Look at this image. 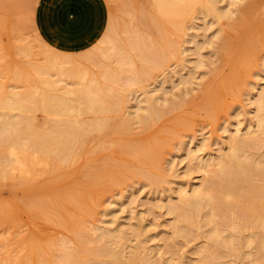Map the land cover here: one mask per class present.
<instances>
[{"label":"rangeland","instance_id":"obj_1","mask_svg":"<svg viewBox=\"0 0 264 264\" xmlns=\"http://www.w3.org/2000/svg\"><path fill=\"white\" fill-rule=\"evenodd\" d=\"M239 1L240 7L246 10L247 1ZM150 2L158 11L153 0ZM127 3L129 11L124 8ZM196 3L197 0H159L158 13L168 17V20H164L169 21L170 18V23L171 20L174 22V18L176 22L181 20L178 24L175 22L174 27L170 23L167 25L166 21L165 24L158 20V23H153L145 0H0V28H7L4 31L0 29V60L3 67L10 68L4 72H1L3 67L0 70V83L4 84V90L23 91L29 87L28 79L31 76L34 75L35 80L34 77L31 79L35 82L36 78H39V71V74H36L33 70L39 66L43 68L48 64L47 59H52L51 64H56L57 69L60 64L59 67L63 70L60 68L56 71L51 68L52 70L45 71L48 64L45 70L40 69L41 72L45 71L41 76L50 77L57 81L58 85H66L68 88L93 83L98 88L115 92L123 99V115L133 110L131 105L142 98L146 90L153 89L151 92L154 91L166 99L167 105L169 102H173V105L176 103L175 106L172 105L173 108L168 105L169 108L159 119L147 128L137 125L123 136L111 131L108 135L101 136L93 132L83 145L80 156L72 162L69 161V166L66 163L64 166L67 168H61L64 172H71L63 179L66 185L74 190L76 186L85 183V172L88 169L97 170L108 162L113 167L118 164L123 166V170L116 174L117 180H106L105 189L98 194L96 200L74 216L76 223L73 225H68L69 223L62 220L59 222L60 214L71 215L72 204L61 202L58 206L53 203V194L50 191H42L46 190V185H50L51 179L57 178L59 172L44 171L34 177L33 186L40 188L38 190L42 192L39 198L48 201L49 207L39 216H35V219L32 218V211L30 214V210L23 211L28 212L26 214L19 210L18 214L21 215L17 214L19 218L16 216V225L0 222V264H62L59 258L64 247L72 249L79 246L76 239L77 229L83 233L80 238L85 241V245L92 247L99 232L106 228L115 229L118 234L125 232L126 239L111 243L114 249L122 247L121 243L125 247L122 259L117 264H123L121 261L129 258L136 249L140 254H148L149 263L163 264L161 257H176L183 252L188 256L187 264L198 260L199 255L195 250L203 241L201 233L195 238L176 237L170 227L174 215L168 213L165 204L169 196L176 197L180 182L193 184L203 178L195 164H189L188 158H184L187 147L195 149L203 138L205 146L200 153L217 154L225 150L228 135L238 122L244 132L252 120L254 113L250 100L264 83V13L257 17L250 13H237L231 25L230 21L208 24L202 18L199 7L193 10L194 13L184 16L187 14L185 11ZM236 15L243 17L245 23L249 21L248 24H253L256 21L259 24H256L251 33L241 34ZM16 24L24 26L15 29ZM136 24L139 26L136 28L137 32L145 38L147 48L155 49L159 54V67L148 75L145 74L143 80L137 83L132 81L135 76L131 69L151 66L152 62L145 63L136 55L128 53L127 39L133 32L130 28ZM154 24L162 27V31L158 29L152 33L148 27ZM11 25L14 29L10 28ZM222 28L226 35L223 33L221 37H216L217 30ZM242 39H247L253 47L247 56L244 52L239 53ZM112 42L116 43L122 52L126 51L127 62H117L114 56L108 55L112 51ZM185 48L186 50L182 51ZM197 50L203 60L200 66L196 65ZM242 55L244 57H241ZM21 68L26 71L25 68H31L28 71L33 72L29 73L30 78L16 77L14 71L18 73ZM12 70L14 77L11 75ZM111 72L114 73L113 77L108 75ZM179 73L187 76L189 80L182 81ZM179 96H183L182 103L179 102ZM210 99H213V102H210ZM205 105L210 108L207 110ZM35 115L39 120L45 117L42 113ZM124 138V142L135 145L154 144V156L157 159L155 164L148 165L142 162L141 158L122 151L121 142ZM101 143L106 145L99 147ZM253 151L264 153V140L261 142L259 139L258 147ZM63 170H60L61 174L64 173ZM133 171L149 174L156 182L151 183L146 178L132 175ZM2 181L0 203L6 204L11 201L8 199L11 195L7 194L15 190L8 189L11 187L9 180ZM10 191L11 193H7ZM25 193L16 190V196L12 195L15 199L11 198L12 201L16 200L20 204L21 201L29 200L31 194ZM3 200L8 202L3 203ZM109 210L112 213H109ZM113 216L117 219L113 220ZM138 224L144 225L141 234L136 233ZM37 230L40 231L39 235ZM30 232L32 235L37 233L41 242L37 240L36 235L33 236L37 238L35 242L37 240L40 245L46 246L44 248L47 252L49 250V254L40 255L41 257L38 256L34 260L27 256L22 241L30 237ZM18 241L21 243H17ZM38 243L36 246H39ZM252 254V264H261L255 253ZM231 259L226 258V264H231ZM242 263L248 264V258L243 262L236 260L234 264ZM90 264L101 262L99 258H93ZM105 264L116 263L110 256H106Z\"/></svg>","mask_w":264,"mask_h":264},{"label":"bare ground","instance_id":"obj_2","mask_svg":"<svg viewBox=\"0 0 264 264\" xmlns=\"http://www.w3.org/2000/svg\"><path fill=\"white\" fill-rule=\"evenodd\" d=\"M242 1L244 2V0ZM246 1L245 10L240 7L239 0H197L196 5L185 11L187 14L184 16H188L196 7H199V12L203 16L202 18L206 20V23L221 22L223 24L230 21L229 24L231 25V21L234 20V15L237 13H250L256 15V17L264 13V0ZM145 4L153 17V23H158L157 20L163 23L166 21L164 19L168 17L158 13L152 7L150 0H145ZM127 5L128 3L124 5V8L129 11V5ZM242 15L240 14V16ZM240 16L236 15L239 21L238 26L242 30L241 34L251 33L255 29L256 24H259L256 21L253 24H248L249 21H246V19L247 23H245L244 19H242L243 17ZM180 21L178 19L179 23ZM172 22L171 20L170 23L169 18V21L165 23L167 25L170 23L175 27V18L174 22ZM178 22L176 23L178 24ZM6 25H9V23ZM17 25H14L15 29L19 26L22 27V25ZM136 25L130 28L133 32L127 39L128 53L136 55L145 63L152 62V65L131 69L135 76V78L131 79L135 83L140 82L143 80L142 77H145V74L148 75L153 69L159 67V54L155 49L149 50L147 48L145 38L137 32L136 28L139 26L138 24ZM155 25L158 24L148 27L152 33L158 29L162 31V27ZM1 26L2 24H0ZM14 27L11 29H14ZM3 28L5 30L6 27ZM249 28L252 29L249 30ZM222 30L223 28L218 29L215 36L221 37L220 35L224 33ZM242 40L243 43L239 45V53L244 52L245 56H247L246 54L252 52L253 47H251L252 45L248 43L247 39ZM110 48L112 51L108 55L114 56L117 62L128 61L126 51L122 52V49L116 43L112 42ZM184 50L186 48L182 51ZM196 53L198 54L196 65L200 66L203 62L201 53L198 50ZM241 57H244V55ZM244 59L247 60V57ZM47 60L49 65L46 64L43 68L38 65L40 68L38 67V70L35 69L36 71H33L37 72L36 74H42L48 69H56V71L60 68L62 69V67H59L61 66L60 64H58V69L56 64H51L52 59ZM0 66L1 70L3 67L1 60ZM5 68L4 66V70H1V72L10 70V68ZM25 69L27 71L23 70V68L18 69V73H16V70H12L11 75L15 72L14 74H17L16 77L28 79L30 78V72L28 71L31 68ZM40 69L46 70L41 72ZM58 72L62 73V71ZM113 72L108 75L113 77ZM39 75L40 79L36 78V82L33 81V79L35 80L34 75V78L31 76L33 79H28L29 87L23 89V91L22 89H19L20 91L18 89H16L18 91L13 89L4 90V84L0 83V183H3L2 180L6 181L7 179L10 181L11 187L8 189L11 191L13 189L15 193L16 190H19L22 194L25 192V194H31L29 200L21 201L18 204L16 200L15 202L12 201V199H15L13 198L15 193L7 192L11 193L7 195H11L8 199L12 202L6 203L8 200H3V203L6 204L0 203V206L2 205L0 207V222L3 223L5 221L6 223H12L11 225H16L15 223L17 222L14 221L18 217L19 210L22 213L30 210L29 214L32 211L31 214L34 216L30 215V217L35 219V216L45 212L50 204L48 201L39 198L41 192L50 191L53 194V203L58 206L61 202L72 204V207H70L71 215L60 214L61 219L59 222L62 220L65 223H69L68 225H73L76 223L74 216L84 211L88 204L90 206L96 200L95 198L98 194L105 189L106 180V182L108 180H117L116 174L123 170V166L118 164V166L113 167L108 162L107 165L97 170L88 169L85 172L87 174L85 183L82 186H76L72 190L69 185H66L65 179H63L67 173L69 175L71 173L68 171L64 172L63 169L67 168L64 165L80 156L83 145L93 132H97L101 136L108 135L111 131L123 136L130 133L134 126L139 125L142 128H147L154 124L169 107L173 108L176 103L174 102L173 105V102H169L168 107L166 99H163L154 91L151 92L153 89L151 91L146 90L143 92V97L131 105L133 110L123 115V99L118 97L115 92L98 88L93 83L68 88L66 85H58L57 81L50 77H48L49 80L47 77L41 75L40 77ZM179 76L184 82L189 80L187 76L181 73H179ZM182 97L179 98L181 103L184 101H181ZM210 102H213V99H210ZM250 103L253 105L254 113L252 120L244 132L241 131L239 122L237 123L233 131L228 135L225 150L217 154H212L211 152L201 154L200 152L203 151L202 147L205 146V139L203 138L195 149L190 147L185 149L184 158H188L189 164H195L203 178L193 184L180 182L181 184L176 189V197H173L174 195L169 196L165 206L168 213L174 215V221L170 223V227L176 237L182 239L195 238L200 233L203 237V241L195 250L199 258L191 264H226V258L230 257L232 258L231 264H234L236 260L243 262L245 258H248V264H252L253 252L256 259H259L261 264H264V153L253 151L258 147L259 139H261V142L264 140V83L255 93L253 99L250 100ZM207 104L209 105V102ZM208 108L210 107L208 106ZM36 113H42L45 117L39 120L36 118ZM124 140L126 139L124 138L121 142L122 151L133 157L141 158L142 162L148 165L155 164L157 159L154 156V151L156 150L154 144L135 145L124 142ZM105 145L101 143L99 147H104ZM69 164L66 165L69 166ZM62 167L63 169H61ZM60 170H63L65 174H61ZM44 171H51L52 173H57L58 171L59 173L56 175V179L54 177L55 180H50L52 181L49 182L50 185H46L44 188L46 190L40 192L38 190L40 188L33 186L32 180ZM132 175L146 178L151 183L156 182L149 174L141 171H133ZM67 186H69L70 190ZM64 206L67 205L65 204ZM62 208L60 209L61 211ZM60 210L58 211L59 213L61 212ZM109 213H112V211L109 210ZM115 219L117 217L113 216V220ZM137 228H139L136 231L137 234H141L144 231V225L138 224ZM76 231V239H78L80 247L77 246L71 249L65 246L59 258L62 264H90L93 258H99L101 264H105L106 256H110L113 262L117 264L122 259V252L125 250L124 244L121 243L120 246L122 245V247L114 249L111 247V243L126 239L125 232L118 234L115 229H103L97 235L94 245L87 247L85 241L80 238L83 235L81 230L77 229ZM31 235L32 233L29 238L21 240L26 247L27 256L33 260L38 256L41 257L40 255L46 256L49 250L47 252L44 248L46 246L38 243L41 240L37 235L38 239L35 238L39 240L38 242L37 240L35 242L33 237L35 235ZM17 243L21 242L18 241ZM36 243L40 247L36 246ZM147 255V253L140 254V251L136 249L129 258L121 261V263L160 264V262L149 263ZM187 257L185 252H183L176 257L171 255L161 257L160 261L163 264H187L189 260Z\"/></svg>","mask_w":264,"mask_h":264},{"label":"crops","instance_id":"obj_3","mask_svg":"<svg viewBox=\"0 0 264 264\" xmlns=\"http://www.w3.org/2000/svg\"><path fill=\"white\" fill-rule=\"evenodd\" d=\"M153 3L155 4V8L159 11V0H153Z\"/></svg>","mask_w":264,"mask_h":264}]
</instances>
